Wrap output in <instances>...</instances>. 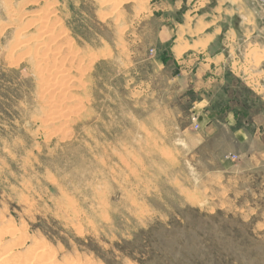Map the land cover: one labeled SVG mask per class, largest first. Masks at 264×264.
I'll use <instances>...</instances> for the list:
<instances>
[{
    "label": "rangeland",
    "instance_id": "obj_1",
    "mask_svg": "<svg viewBox=\"0 0 264 264\" xmlns=\"http://www.w3.org/2000/svg\"><path fill=\"white\" fill-rule=\"evenodd\" d=\"M263 216V3L0 0V228L18 257L264 264Z\"/></svg>",
    "mask_w": 264,
    "mask_h": 264
},
{
    "label": "bare ground",
    "instance_id": "obj_2",
    "mask_svg": "<svg viewBox=\"0 0 264 264\" xmlns=\"http://www.w3.org/2000/svg\"><path fill=\"white\" fill-rule=\"evenodd\" d=\"M259 1L261 2V4L262 3L264 4V0H259ZM260 48H261V46L259 45V43L255 42L249 48V52L251 54H255L256 52H258L260 50ZM4 235H11L12 238L8 244H6V245L0 244V264H33L31 262H35L36 264H52V262L50 261V256H52V255H49L51 251L48 252V248H46V246L40 247V245H38V246L35 245L32 248L24 249L23 256L29 257L32 255L33 256V257L31 256V259L33 258L32 260L29 258L24 259L23 256L18 257L20 255V251H19L20 249L17 250L16 248H18V247H16V245L21 244L20 243V234H19L18 230L15 229L13 226L8 225L6 227L0 228V242L2 241ZM68 263H71V262L69 261ZM65 264H67V263H65ZM72 264H81V263L74 262Z\"/></svg>",
    "mask_w": 264,
    "mask_h": 264
},
{
    "label": "crops",
    "instance_id": "obj_3",
    "mask_svg": "<svg viewBox=\"0 0 264 264\" xmlns=\"http://www.w3.org/2000/svg\"><path fill=\"white\" fill-rule=\"evenodd\" d=\"M182 53H183V52H182ZM195 75H196L197 77H201V75H199L197 71L195 72ZM206 80H207V79L204 78V82H203L201 85H199V89H201V92H205V90H204V84L206 83ZM200 87H201V88H200ZM201 103H204V102L200 101L199 104H201ZM205 106H206V105L203 104V105H201V107L196 108L195 106H193L192 108H193V109H198V110H199V114H201V116H203V117H207V118L209 119L210 117H212V115H213L214 113H211L210 111H209L210 113H208L207 111L205 112V110H204V109H206ZM211 123H212V121H211ZM210 125H212V124H209V125L207 126V130L210 129V127H211ZM239 139H240L241 141H245V140H246V136H243V137L241 136Z\"/></svg>",
    "mask_w": 264,
    "mask_h": 264
}]
</instances>
